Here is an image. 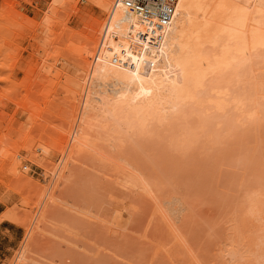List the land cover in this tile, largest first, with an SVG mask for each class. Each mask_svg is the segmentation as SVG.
I'll return each mask as SVG.
<instances>
[{
    "label": "rangeland",
    "instance_id": "374dc122",
    "mask_svg": "<svg viewBox=\"0 0 264 264\" xmlns=\"http://www.w3.org/2000/svg\"><path fill=\"white\" fill-rule=\"evenodd\" d=\"M50 1L39 0L37 8L21 4L29 8L27 14L31 19L41 21ZM94 1L93 6L85 0L75 1L77 8L73 12L68 9L72 6L70 2L66 9L68 12L58 14V19L65 18L67 14L70 16L63 38L70 33L73 42L68 38L64 42L62 38V47L50 44L54 35L44 34L45 31L39 29L42 40H38L40 35L36 40L26 36L23 48L27 49L23 56L28 57L32 53L28 46L35 43L36 47L39 46L36 50L39 57L35 55L37 60L44 53L42 47L52 52L55 48L71 44L78 49L77 53L87 51L90 42L88 39L86 42L85 37L93 36L95 20L102 18L101 7L96 6V2L102 0ZM16 9L23 11L22 7ZM70 31H73V36ZM37 40L41 43L38 44ZM45 42H48L47 47L50 45L48 48ZM62 66H69L67 75L78 77L79 72L72 68L71 60L69 64L58 62L55 69H62ZM52 74L48 73L44 78L51 79ZM35 80L39 82L40 78ZM46 87L47 99H62V95L49 91V85ZM12 112L11 109L8 114ZM19 114L17 117L22 126L41 132L35 135L30 130L35 138L45 133L43 130L51 131L48 129L51 125L53 128L57 126L56 118L49 117L51 123L56 121V126L47 125L48 120L43 122L48 128L42 126V129L39 121L37 126L42 131L35 124L32 129V124L25 126L27 116ZM90 115L93 126L87 128V143L90 145L85 150L88 151L79 152L77 161L69 164L55 192L57 202L49 206H44L43 202L41 209L38 206L41 195L28 179L31 175L34 183L36 180L42 184L43 174L52 167L44 162L52 146L49 137L40 145L31 143L32 151L29 153L18 149L21 142L18 133L3 142L6 146L2 147L6 150L3 153L1 148L0 152V165L3 164L4 168L0 171V210L13 214L20 224L0 221L5 222L2 227L9 230L0 228V264H12L16 256L24 264H264V122L258 120L253 126L248 125L249 128L237 126L238 130L234 128V131L231 128L232 133L219 129L218 139L216 134H211L213 129L218 130L217 127L209 128L211 131H199L197 119L193 118L195 121L192 122L190 118L182 120L184 117L181 115H170L154 124L151 134H139L142 136L139 138L134 134L137 137L131 139L133 135L117 137L112 133L113 128L109 122H104L107 118L100 108L92 110ZM185 121L187 125H184ZM188 122L191 125L197 122V133L190 127L195 135L201 134L192 139V144L190 141L188 146H179L176 140L182 136V126L185 129L189 127ZM19 124H16L17 128ZM106 127L112 136L115 135L114 138L108 136L111 139H105ZM207 131L217 139L208 137ZM202 132L207 134L202 135ZM120 137L127 138V141L113 140ZM30 157L36 159L35 162L30 161ZM39 160L47 166L46 169L35 164ZM127 163L133 164L135 169ZM136 169L139 170L136 172ZM142 176L146 178L144 182ZM163 201L169 206L161 203ZM166 207H170L169 210ZM45 208L46 222L41 225L43 232H37L36 225H33L34 230H31L33 232L27 241L26 247L31 252L23 251L16 255L31 226V217L38 209L40 213ZM159 208L165 211H162L164 215Z\"/></svg>",
    "mask_w": 264,
    "mask_h": 264
},
{
    "label": "bare ground",
    "instance_id": "6f19581e",
    "mask_svg": "<svg viewBox=\"0 0 264 264\" xmlns=\"http://www.w3.org/2000/svg\"><path fill=\"white\" fill-rule=\"evenodd\" d=\"M75 1H50L41 21H36L27 14L29 8L23 7L21 3L37 8L39 0H0V129H4L0 130V152L6 146L3 142L15 133L21 137L18 149L28 153L32 151L29 147L31 143L40 145L49 137L52 146L49 154L44 157V162L52 167L46 169L47 166L39 160L35 164L46 169L41 179L43 183L38 184L36 180L34 183L31 175L28 179L30 185L33 184L41 195L38 203L40 209L43 202L44 206L57 202L55 192L64 179L69 164L76 162L77 154L89 147L87 128L93 126L90 113L94 109L100 108L104 113L107 118H104L107 120L104 122H109L108 125L113 128L112 133L116 136L133 135L131 139L142 137L146 132L147 135L151 134V127L170 115H181L184 117L182 120L190 118L192 122L197 119L199 129L197 122L195 125L193 123L194 127L189 124L190 120H187L189 127L186 126L185 129L182 126V136L179 135V140L176 141L183 147L188 146L190 141L192 144V139L201 134L200 130L211 131L212 127H217L218 130L215 131L218 133L213 129L215 133L211 131V134L218 137L219 129L225 132L232 128L234 131L237 126L240 129V126L245 128V125L249 128L258 120L264 122L261 120L264 118V0H176L170 23L161 29L155 28V18H145L129 11L124 0L97 1L96 6L101 7L102 18L95 20L93 36L85 37V41L90 42L87 51L77 53L78 49L68 43L61 49L55 48L52 52L47 50L48 53L41 45L44 53L37 60L35 55L39 46L36 47L35 43L28 46L32 53L24 57L22 53L27 47L23 48V41L26 36L36 40L37 35L45 31L44 34L49 32L54 35L50 44H62L63 33L68 27L66 21L70 16L67 14L65 18L58 19V14L67 11L70 2L72 6L68 8L69 11L76 10ZM85 1L92 6L95 4L94 0ZM17 7H22L23 11H18ZM70 32L73 36V31ZM67 36V40H73L70 33V37ZM66 38L62 41L65 42ZM40 39L42 40L41 35L38 40ZM47 44L45 42L46 47ZM71 48L74 50L70 51ZM70 60L72 68L79 72L77 78L70 73L67 75L69 66L55 69L58 62L69 64ZM48 73H53V78H44ZM37 78H40L39 82L35 80ZM46 85L50 86L49 91L62 95V99L48 100V96L45 97L48 92ZM11 109L13 112L10 115L8 111ZM18 113L19 116H27L25 121L28 123L25 126L32 124V129L33 124L37 128L44 127L43 122H47L49 117L56 118L62 124L58 126L59 123H51L50 119V124H46L56 122L58 127L54 124L55 128L52 125L48 128L45 124L44 128L51 131H43L47 134L50 132L51 135L42 133L35 138L31 132L34 130L21 125ZM187 121L184 125H187ZM16 124H19L18 128ZM190 125L195 133L196 129L199 133L195 135ZM106 128L105 139L114 138L115 135L108 132L109 127ZM207 132H202V135ZM38 133L41 132L35 135ZM211 134L209 132L207 136L211 137ZM216 137L214 138L217 139ZM117 139L127 141L124 137L123 141L121 137L113 140ZM4 150L6 148L3 153ZM55 159L56 163L53 162ZM35 160L30 159L32 162ZM127 164L133 166L131 163ZM133 168L135 169L134 166ZM3 169L2 164L0 171ZM137 170L139 169L135 171ZM165 205L169 206L167 203ZM166 208L169 210L170 207ZM40 209L31 217V226L16 255L23 251L31 252L26 245L33 232L31 230H34L33 225H36L37 232L42 231L41 225L46 222V208L39 213ZM3 220L20 224L18 218L10 212L0 214V221ZM17 258L18 256L14 258L12 264H24Z\"/></svg>",
    "mask_w": 264,
    "mask_h": 264
},
{
    "label": "built area",
    "instance_id": "2783aa9c",
    "mask_svg": "<svg viewBox=\"0 0 264 264\" xmlns=\"http://www.w3.org/2000/svg\"><path fill=\"white\" fill-rule=\"evenodd\" d=\"M131 12L145 18H155V28L161 29L172 19L176 0H124Z\"/></svg>",
    "mask_w": 264,
    "mask_h": 264
},
{
    "label": "crops",
    "instance_id": "0c3cea01",
    "mask_svg": "<svg viewBox=\"0 0 264 264\" xmlns=\"http://www.w3.org/2000/svg\"><path fill=\"white\" fill-rule=\"evenodd\" d=\"M3 211L2 210H0V214L2 213ZM5 224V222H1L0 223V228L1 229H5V230H8V228L7 227H2L3 225ZM9 231V230H8ZM2 232V231H1ZM1 246V245H0ZM4 249H5V246H4ZM0 253H2V250H0Z\"/></svg>",
    "mask_w": 264,
    "mask_h": 264
}]
</instances>
